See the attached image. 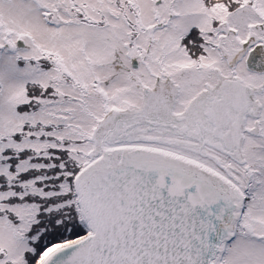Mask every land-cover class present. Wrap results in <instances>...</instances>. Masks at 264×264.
<instances>
[{"label": "snow or ice", "instance_id": "obj_1", "mask_svg": "<svg viewBox=\"0 0 264 264\" xmlns=\"http://www.w3.org/2000/svg\"><path fill=\"white\" fill-rule=\"evenodd\" d=\"M0 264H264V0H0Z\"/></svg>", "mask_w": 264, "mask_h": 264}]
</instances>
